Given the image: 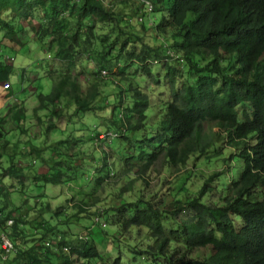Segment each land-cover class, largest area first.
Returning <instances> with one entry per match:
<instances>
[{"label": "trees", "instance_id": "trees-1", "mask_svg": "<svg viewBox=\"0 0 264 264\" xmlns=\"http://www.w3.org/2000/svg\"><path fill=\"white\" fill-rule=\"evenodd\" d=\"M128 3L0 0V86H10L4 92H16L11 80L17 67L3 46L19 51L13 35L29 26L36 30V42L51 51L50 69L60 66L50 94L36 95L37 110L79 119L89 139L99 140L102 133L114 153L111 162L105 150L89 160L77 148L70 155L79 156L82 167L75 168L73 156L67 164L58 159L45 172L21 167V157L40 161L41 150L34 140L12 143L0 124V263L108 264L98 246L107 249L112 239V264H264V0H133L132 18L139 24L132 23ZM86 54L96 60L95 78L79 84L70 68ZM159 62L168 70L167 103L154 104L152 93L138 83L120 87L127 81L124 65H142L151 75ZM25 75L22 68L17 91L24 94ZM154 81L161 85L159 77ZM106 109L110 118L103 129L84 117ZM71 142L62 139L51 150L61 158V147H77ZM214 157L223 170H213L197 195L181 199L191 192V176L199 178L200 164H212ZM93 160L101 162L94 177L93 168L85 174ZM157 165L175 173L177 181L161 199L146 191ZM231 170H238L237 177L229 178L221 204L209 202V184ZM105 176L118 185L113 192ZM9 180L14 184L7 185ZM27 180L42 190L39 197L26 196ZM74 181L88 191L73 205L66 199L52 207L45 200L55 187ZM14 194H20L22 206L17 207ZM30 202L33 209L25 211ZM184 211L191 213L189 219H180ZM80 225L84 235L74 234ZM93 229L102 234L100 243ZM140 231L152 243L140 247L135 238ZM4 236L13 245L10 252L3 248Z\"/></svg>", "mask_w": 264, "mask_h": 264}, {"label": "rangeland", "instance_id": "rangeland-1", "mask_svg": "<svg viewBox=\"0 0 264 264\" xmlns=\"http://www.w3.org/2000/svg\"><path fill=\"white\" fill-rule=\"evenodd\" d=\"M114 1V0H113ZM125 1V0H124ZM129 3L125 6L127 9V13L130 16L133 24H139L141 20L138 18H135L133 20V0H128ZM107 2L110 4L111 0H107ZM170 1H168L169 3ZM167 3V5H168ZM132 5V6H131ZM153 10H156L155 7H153ZM38 24L37 22H33V24ZM149 25H151V22H149ZM37 28H39V25H36ZM141 31V30H139ZM35 29H30L29 26L25 29V31L17 32L15 35H13V39L15 40V44L20 45L22 47H19L20 50L16 51L11 46H3V50L6 53V57L12 58L11 63L14 64V66L17 67V71L12 76V89L14 91V94H9L8 91L4 92V90L7 88L9 89V84L0 86V124L2 127V130L7 132L8 137L11 139L12 143L17 142L18 144L26 143L28 141L34 140L35 143L38 145V148L41 150V157L38 161V159L34 161L33 155L27 158L21 157L18 160L19 165L21 167H28V165H31V167H35L42 172H45L47 170H52L56 167L58 164V159L64 160V162L67 164L68 161H71V157L74 154L75 150L77 148H80L82 150H85L86 153L82 156L88 157L89 160H91V155L93 152H99L101 154V151L105 150L107 153L108 160L111 162L114 157V153L111 151L112 147L106 146V143H104V137L101 133L100 137L101 139H89V133L88 128H86V125H83L82 123H79V119H76L74 122L65 119V118H52L50 115H46V111H38V102L36 100L37 94H42L44 96H47L52 91L53 85L52 83L56 82V77L58 75V72L60 69L59 65H56L57 68L50 69L52 67L53 63V57H49V51L46 45H41L38 42H36ZM29 34V36H28ZM34 39L30 38L32 35ZM12 36H10L11 38ZM30 38V40H29ZM0 39H2V33L0 32ZM147 41V40H146ZM7 43V42H4ZM14 45V44H13ZM26 45V46H24ZM15 46V45H14ZM47 50V51H46ZM96 62L95 58L91 54H86L82 56V59L78 62L79 64L76 66H72L70 68V72L73 78H76L79 80V84H85L87 80H94V63ZM49 67V68H48ZM124 68H126L125 77L127 78V81L122 83L120 85L123 89H129L130 86L135 87V85L138 83L144 88V90L148 93H152L151 97L154 102L156 103H167L170 99L169 93H168V83H167V75L168 70L161 66V63H156L155 66L151 67V75H149V72L146 70L145 67L142 65H124ZM22 68H25L26 75L24 76V83L22 86L23 90H26L27 93L24 94L25 91L19 92L17 91V87L19 86V73L22 71ZM153 76V77H151ZM108 76H106L107 78ZM157 77H159V81L161 82V85L157 86L155 83V79L157 80ZM40 78V81L37 82V79ZM38 83V84H37ZM11 85V84H10ZM94 84H90L92 87ZM101 86V85H100ZM90 87V89H91ZM4 89V90H3ZM10 91V90H9ZM37 91V92H36ZM16 93V94H15ZM117 97V96H116ZM98 101L95 102L92 106L97 108ZM35 110L37 112L35 113ZM46 116V117H45ZM76 117V116H75ZM85 118H91L90 120H96L99 124L100 129H103L104 125L108 121L109 117V110H98L95 114H85ZM52 122V123H50ZM75 123V124H74ZM74 124V125H73ZM218 128L213 127V130L216 132ZM76 138V139H75ZM62 139H68L72 141L71 143L76 144L77 147H73L71 150H65L64 147H61L58 151H62V156L59 158L57 156V152L51 150V146H57L56 143L59 142ZM11 143V144H12ZM227 144V143H226ZM225 144V145H226ZM223 145V146H225ZM228 146V145H227ZM26 149V148H25ZM229 153H234L235 148L231 147L229 148ZM67 154V155H66ZM51 158H54L53 160ZM75 158V168H78L79 165L82 167L83 161L79 156H73ZM33 159V160H30ZM4 161V157L0 156V161ZM239 162V169L241 162L239 160H236ZM131 163H134L130 161ZM95 164L101 165V162H95L94 160L91 161V163H87L88 171L85 174L89 175L90 168H93L94 175H98L95 170ZM222 163L221 160H218L216 157L213 159V163L206 165V164H200L201 171L198 173L199 178L193 179L190 178L189 183V189L190 193H187L186 195L180 196L181 199L185 200L188 197H193L198 194L199 189L204 184V181L209 178L213 174V170L221 171L223 170V165L221 167ZM233 165V164H232ZM195 165H191V169L194 170ZM238 169V170H239ZM119 170V169H117ZM237 171H230V173H226L222 175L217 181H215L213 184H209L210 189V198H207L209 202L215 203V204H221L222 201V195H225V189L226 184L230 177L236 178L237 177ZM73 171V170H72ZM82 173V171H80ZM120 175V174H119ZM68 176H71L73 178L76 177L74 172L68 173ZM107 181H109V177L105 176ZM119 176H117L115 180H117ZM148 181L150 186L146 189V191H149L150 194L157 193L158 199H161L164 197L165 194L170 193L169 184L172 186H176V174L172 173L170 175L167 174V171L164 168H161L160 165H157V168L155 172L151 173L148 177ZM15 181L9 180V182H6L7 185L11 186L14 184ZM112 180L109 181L108 189L110 190L111 187L117 188L118 185H112ZM124 184V183H123ZM141 184L139 182H136V186H140ZM26 196L29 197H39V195L42 194V190H38L36 187H34V184L31 180H27L26 182ZM47 188H52V186H47ZM87 187L80 186L78 181L71 182L70 184H67L66 186H59L55 187L52 192H49V198L45 199L48 200L51 203L52 207H57L59 205H64V201L66 199L70 200V205H73L77 199L80 197V194L84 193L83 190H87ZM111 189V192L113 190ZM102 190V188H100ZM12 191V189H11ZM88 191V190H87ZM178 195H176V198H178ZM104 197V195H102ZM13 198L15 199V204L17 207L22 206V199L20 198V194H14ZM33 206V202H30V205L25 208V211L27 209H33L31 207ZM33 212V211H32ZM30 213L31 217H34V214ZM22 214H26L23 212ZM191 216V213L189 211H184L180 219H189ZM235 220L239 223V219L235 218ZM109 225L112 227V222L109 223ZM74 234L78 235H84L85 229L84 226L80 225L78 227L73 228ZM142 235L136 236V243L140 247H144L147 243H152L151 241L146 240V231H140ZM92 234L95 237L97 242L102 241V234L99 233L97 229L92 230ZM126 241V239L123 237L121 238L122 244ZM147 241V242H146ZM102 243L99 244L100 251L104 254V256L108 260V264H112L113 257L116 253V244L112 242V239H109L107 244V249L105 245L101 246ZM4 248V247H3ZM183 248V247H182ZM103 249V250H102ZM204 255L203 253H198V255ZM195 255V252H194ZM201 256V255H200ZM0 264H6L1 262Z\"/></svg>", "mask_w": 264, "mask_h": 264}, {"label": "built area", "instance_id": "built-area-1", "mask_svg": "<svg viewBox=\"0 0 264 264\" xmlns=\"http://www.w3.org/2000/svg\"><path fill=\"white\" fill-rule=\"evenodd\" d=\"M101 75L103 78L106 77L107 73L106 71H102L101 72ZM10 224H12V222H10ZM3 247L4 249L7 251V252H10L11 250H13V245L12 243L10 242V240L7 238V237H3Z\"/></svg>", "mask_w": 264, "mask_h": 264}, {"label": "clouds", "instance_id": "clouds-1", "mask_svg": "<svg viewBox=\"0 0 264 264\" xmlns=\"http://www.w3.org/2000/svg\"><path fill=\"white\" fill-rule=\"evenodd\" d=\"M47 51V50H46ZM49 52H51L50 50H48ZM48 56H49V54H48ZM248 139H243V140H239L240 142H245V141H247Z\"/></svg>", "mask_w": 264, "mask_h": 264}]
</instances>
